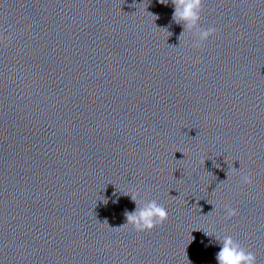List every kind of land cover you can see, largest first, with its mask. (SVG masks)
Here are the masks:
<instances>
[{
  "label": "clouds",
  "instance_id": "9594fccd",
  "mask_svg": "<svg viewBox=\"0 0 264 264\" xmlns=\"http://www.w3.org/2000/svg\"><path fill=\"white\" fill-rule=\"evenodd\" d=\"M166 3L165 0H160ZM174 6L173 19L183 25L184 29L193 33L194 49H203L206 41L217 34L215 27L201 28V12L203 0H171ZM183 35V34H182ZM5 37L0 34V43H4ZM240 183L251 185L253 183L251 173L241 174ZM133 202L137 204L134 211L125 212L126 223L123 226H131L137 233L150 232L158 226H162L169 217L167 209L156 200L148 201L144 205L137 203L138 194L131 195ZM226 218L231 219L238 215V211L230 206H225ZM118 228V227H117ZM221 249L216 253L218 264H257L256 255L243 247L230 235L218 237Z\"/></svg>",
  "mask_w": 264,
  "mask_h": 264
}]
</instances>
